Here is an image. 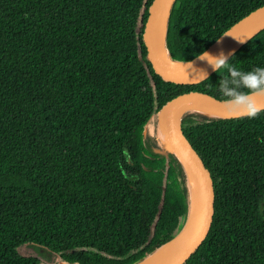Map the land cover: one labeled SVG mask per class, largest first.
<instances>
[{
	"label": "trees",
	"instance_id": "1",
	"mask_svg": "<svg viewBox=\"0 0 264 264\" xmlns=\"http://www.w3.org/2000/svg\"><path fill=\"white\" fill-rule=\"evenodd\" d=\"M153 1L0 0V264H43L26 246L47 264H137L184 228L186 174L146 126L180 95L221 100L222 77L182 85L155 73ZM262 6L175 0L170 58L191 61ZM230 58L264 67V29ZM181 130L214 185L211 227L184 264H264V111L188 113Z\"/></svg>",
	"mask_w": 264,
	"mask_h": 264
},
{
	"label": "water",
	"instance_id": "2",
	"mask_svg": "<svg viewBox=\"0 0 264 264\" xmlns=\"http://www.w3.org/2000/svg\"><path fill=\"white\" fill-rule=\"evenodd\" d=\"M174 1L175 0H154L152 3L144 30V41L148 57L151 61L155 73L163 77L165 80L182 85L197 84L205 80L199 77L198 74L200 70H206L208 76H210L214 72L207 65V63L198 60L197 57L187 62L174 61L170 58L169 52L166 49V31L170 11ZM163 19L165 21V27L162 39L160 37L159 30L162 25ZM263 29L264 6L254 10L253 12L242 18L240 21L235 23L205 51L209 52L212 55H217L220 52H223L226 56L230 57L255 34ZM225 34H230V36ZM189 62H191V67L187 66ZM171 63L177 64L178 66L172 68ZM220 101L221 100H217L200 92H190L170 100L157 115L158 127L166 136V139L164 140L165 143L163 142V140L161 141L166 147L167 151L171 152L179 160L187 178V187L190 201L189 214L184 228L177 236H179L185 230L193 208L192 197L189 189L190 175L188 167L192 171L194 179L198 186L201 204L199 222L193 234L183 246L182 250L165 264H184L186 260L202 244L211 227L214 213L213 181L209 172L205 169L199 156L183 135L181 130V120L188 113H198L191 111V109L194 107H202L212 112L213 115L200 113L210 118H239V116L227 113ZM259 103L264 104V99H261ZM184 109L189 110L183 112ZM162 246H160L159 248H161ZM159 248H157L137 264H141L148 257L154 254Z\"/></svg>",
	"mask_w": 264,
	"mask_h": 264
},
{
	"label": "clouds",
	"instance_id": "3",
	"mask_svg": "<svg viewBox=\"0 0 264 264\" xmlns=\"http://www.w3.org/2000/svg\"><path fill=\"white\" fill-rule=\"evenodd\" d=\"M197 59L206 62L212 71L222 77L218 82L217 91L227 113L253 119L264 111V104L259 103L264 99V67H255L249 71L239 70L230 63L231 58L223 52L212 55L202 51L197 54ZM187 66L191 67V62ZM198 75L201 79L208 78L207 71L203 69Z\"/></svg>",
	"mask_w": 264,
	"mask_h": 264
},
{
	"label": "bare ground",
	"instance_id": "4",
	"mask_svg": "<svg viewBox=\"0 0 264 264\" xmlns=\"http://www.w3.org/2000/svg\"><path fill=\"white\" fill-rule=\"evenodd\" d=\"M164 27H165V21L163 19L162 25L160 27V37L163 39L164 35ZM172 68L177 67V64H172ZM189 109H184L183 112L188 111ZM192 112H198V113H204L207 115H213L212 112L202 108V107H194L191 109ZM193 115V114H192ZM158 123V122H157ZM158 137L163 140L166 139V136L163 132L158 127V132H157ZM165 143V142H164ZM189 177H190V182H189V189L192 197V202H193V208H192V213L190 215V218L188 220V223L186 225L185 230L177 236L174 240L171 242L163 245L161 248H159L154 254H152L150 257H148L145 261H143L141 264H165L172 258H174L183 248V246L186 244V242L189 240L191 235L193 234L200 218V192L198 189V186L196 184V181L194 179V175L192 171L189 169Z\"/></svg>",
	"mask_w": 264,
	"mask_h": 264
},
{
	"label": "rangeland",
	"instance_id": "5",
	"mask_svg": "<svg viewBox=\"0 0 264 264\" xmlns=\"http://www.w3.org/2000/svg\"><path fill=\"white\" fill-rule=\"evenodd\" d=\"M158 116L153 117L149 123L147 124V133L151 137L155 138L157 137V132H158ZM21 252L24 254H31V255H36L38 257H41L43 260V264H47L48 262H54L55 258L47 253L46 251L41 250L40 248H37L35 246H26L20 248ZM19 249V252H20Z\"/></svg>",
	"mask_w": 264,
	"mask_h": 264
}]
</instances>
